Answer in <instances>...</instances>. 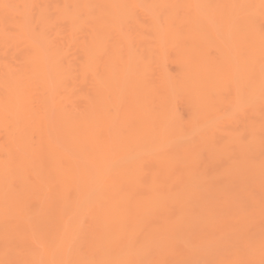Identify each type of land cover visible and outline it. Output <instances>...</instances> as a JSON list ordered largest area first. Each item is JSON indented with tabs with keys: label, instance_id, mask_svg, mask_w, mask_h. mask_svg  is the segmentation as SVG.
<instances>
[{
	"label": "bare ground",
	"instance_id": "1",
	"mask_svg": "<svg viewBox=\"0 0 264 264\" xmlns=\"http://www.w3.org/2000/svg\"><path fill=\"white\" fill-rule=\"evenodd\" d=\"M32 12H34V14ZM137 13L138 15L140 14L139 16H145L146 19L143 20V16L142 18H139ZM263 22L264 0H0V57L2 59L4 58L3 60L0 58V134L3 133V142L0 143V252L3 253L4 251H7L10 254V252L12 253V251H15L16 247H18L16 246L18 239L22 238L23 235H29L31 231H34L35 228H37L36 226H38L37 229L40 231L38 232L40 233L39 235L42 234L40 237H43V235H45V237L46 235H52V238L50 237V239H53V237H55L54 235L60 233L61 231L62 234L74 231L72 233L73 235L71 234L74 237V233L76 234L78 225L80 224L77 222V217L80 214H78L79 209L73 207V203L76 200L78 201V204L80 203V206L78 208L81 207L82 203L85 204L84 207H87V205H89L87 211H89V209L94 206V208H92L93 210L91 209L92 212L89 215L85 213H83V215L85 216L84 218H86V215H91L90 218L92 220H90L92 222V226L91 229H89L90 227H87L89 229L87 233L89 232L90 236H92L91 238L94 237L95 241L97 242L96 243L92 241L93 244H97L95 245L94 249L98 246L100 250V246H102L103 243L104 246L106 242H102V237H104V240H108L106 237L111 233L112 237L108 236V238H113L115 235L119 236L124 234L125 225L123 223L126 220L129 221V219H126L127 208L130 210V207L132 208L133 206L137 211H139V215V209H142L144 207L143 210L150 211H146L147 214H152L154 217L150 215L152 216L150 218H156V223H158L160 221L161 215L159 214L160 218L157 219L158 216L152 213V209L153 212L156 210L161 214L164 211L165 216L167 215L165 214V210H167V208L162 210L163 207L167 205L169 207V204L171 206L174 201L179 202L180 199H182L183 201L181 195L184 194V196H186L185 194L187 192H190V194H187V196H191V194H194L193 189H195V187L191 186V188L190 185L191 183H193L192 185L194 186L199 184V180L196 178L195 174H198L199 176L202 175V177H200L202 179L205 178L202 174L204 173V168L201 169L202 173L199 172L201 168V166H199V160L201 159L202 161V157H199L202 156V153L205 152V150L209 151L210 147L205 144L202 145L201 142L200 145L197 144L198 146L196 145L194 149L192 148V150H194L193 152H195L197 148L199 149L197 152H201V155L197 156L198 159L197 157L194 158V153V156H188L189 153L186 151V147H181L183 146L182 144H184L183 142H185L186 144L185 140H187V138H184L185 140L183 141L182 135H180L182 133H179V131L181 130L180 128H182V122H180L182 119H178L180 123H177V120L175 122L176 118L174 119V116H176V113L174 111L176 110L173 109L174 107H172L173 110H171L170 106V104L172 105L173 103V99H170V102L168 97L172 96V92L174 95L179 92L180 95L182 92L187 97L186 98L184 96V100L190 102H188L190 106L189 104L186 105L190 107V110L192 109V112L195 107L194 103H196V95L203 94V96L209 99L212 98L208 97L209 95L213 96L211 95L212 93H210L209 90L210 88H212L213 90L214 85L218 84V82L213 80L214 78H211V74H214L213 68L215 69L216 66L218 67V69L215 72L216 74L218 72V74H214L213 77H218L220 66L214 64V60L217 57H215V59L213 60L214 57L211 56V51H214L215 54L217 53L218 56H222V59L223 57H225L226 60L224 59V63L228 60L226 58V55H228V53L229 55H231L230 52L233 53L236 51L237 53L235 52V55L237 54L238 58L250 62H246L247 65L245 64V67L243 66L245 62H242L243 64L241 63L242 60L237 64H242L243 72H246V75L248 73H251L252 76H254V74L256 73L260 74V72L257 71H259V69L263 68L264 66V30L261 28V26L264 25ZM219 31L223 35L219 33ZM131 33H134L135 36L134 34L131 35ZM54 38L60 41H53ZM55 42L56 44H54ZM229 42L232 43V45L234 44V46H232ZM223 43L225 44V46H223ZM151 45H154L155 48L158 47L156 49L157 52H155L156 54L153 53L154 49L152 50ZM229 45L232 46V49L230 48L231 46L229 47ZM224 47L231 50H229L228 52L226 49H224ZM21 48H23V51L21 54H19V63L17 62V60H15V54L12 55V59L14 58L16 63L19 64L18 66H21L20 69L18 68V70L20 71H17L18 73L14 71V73L9 70V68H11V64L9 65V68L7 67L8 65L6 66L5 64L6 62L8 63L9 60H7L6 62L4 60L8 58L11 59L10 51L12 53H16L18 49ZM164 49H168L172 52V60L178 67V73L176 75V78L174 79L170 77L169 74L163 69L164 66L162 61L166 57H163L164 52H162V50ZM69 51L71 54L69 53ZM229 55L227 57H230ZM235 55H233V57ZM6 56L8 58H6ZM259 60H261L263 64H259L261 62H259ZM255 62H257V65L259 64V67H256L257 65ZM151 63H157L160 66V71H158V73H160V82L156 83V85L158 86L160 84L158 88H161V90L164 89L162 90L163 92L161 90H157L158 88H155L156 85L153 86V84H151L153 82L151 78L152 76H154V73L151 74V78L150 76H148L151 72ZM230 64L231 63H229V65ZM226 66L223 67L222 65V69H224ZM230 68H232L231 65ZM256 68H258V70L253 73ZM226 69L229 68L226 67ZM242 69L239 68V71L241 70L240 76L242 75ZM227 71L228 70H226V72ZM155 75L158 76L157 74ZM224 75L225 74H223V76ZM251 75L248 74L244 77L246 78ZM257 75L255 76L257 77ZM207 76H209V79L211 80H209ZM147 77L150 78V80L152 81L151 83H147ZM220 77H222V75ZM259 77L261 78V76L258 75L257 79L254 78L255 80L251 77V80H254V83H256V81L260 79ZM249 78L246 79H248L249 81ZM212 80L217 83H211L210 81ZM33 82L38 84V89H40L38 93L40 97H38L37 95V97L39 98L38 100H40L37 101V104L40 103V105L38 104L39 107H36L34 105L36 101H33V103L29 95V87ZM226 82L223 83V89L224 87H226L225 85H227ZM249 83L251 84L250 87L253 86L254 88V86H256V84H253L250 81ZM211 84L213 85V87H210ZM259 84H262V82L260 81ZM219 86L221 87V85H216L217 89H215L214 87L216 93H220V91H222L218 89ZM175 89H179V91L177 92L175 91ZM198 89H200L199 94H197ZM168 90L170 92V96H168ZM248 91L251 93L253 90L250 88V90ZM254 91H256V89H254ZM158 92L161 95H159ZM207 92L210 94L206 96L205 94H207ZM53 94H57L56 97L59 99L53 96ZM174 95L170 98H173ZM52 97L54 99L56 98V100H54ZM161 98L168 99L166 101V103H168L166 104L161 100ZM204 99H201L200 97L199 100L201 101V104L198 103L200 104L199 107H202L201 105ZM209 99L205 101L210 103L211 100ZM181 102L182 101H180V103ZM209 103H207L208 106ZM207 104L206 107H208ZM195 105H197V103ZM51 108L54 109L53 117L50 115ZM196 108L201 109L198 108L197 105L194 112H196ZM215 108L216 107H214V110L216 111ZM48 109L50 111V114ZM120 109L123 112L120 113ZM116 112L119 113L117 118L115 117V115L117 116ZM192 112H189V115L190 113L193 114ZM113 113H115V115ZM193 116L194 115H192V119H194ZM51 118H53L54 121ZM114 119L115 121L119 119V123L118 121H116L117 124H115L116 122L114 121ZM192 119H190L191 127H189V129H191L193 126ZM120 121H123L125 124ZM113 122L115 125L113 124ZM121 123H123L124 125L129 124L127 126L130 127H126V129L124 125L123 127L121 126ZM118 124H121L119 126V128L121 127L120 130L122 131V129H124L125 132H120V130L117 128ZM177 125L181 127L179 128L177 127ZM116 128L118 129V132L122 133L123 136H126V142L123 140L120 141V137L115 135V133L112 134L110 132L111 130L112 132H115ZM254 128H256V126ZM256 129L259 130L258 128ZM183 130L186 131L187 136L189 135L190 137L191 134H189L186 129ZM191 130L193 135V129ZM168 131H170L172 136L167 134L169 133ZM248 132L250 137V133L252 134L253 130L251 132ZM253 135L255 136V134H252L251 136L253 137ZM149 136L153 137L155 143L159 141L158 144H160L162 142L164 144L163 146L165 147L168 146V143L170 144L169 146H173L172 144L174 143V141L170 138L174 139V136H181L180 141L182 142V144L180 146L177 143L178 146H173V149L169 147L171 150H169V148L166 150L165 148L163 150L160 149V151L157 153L158 155L156 153L155 155L154 153L152 154L154 149H151V155H149L150 152L148 150L152 146V144L149 143L150 140H148ZM165 136L166 138H168L166 139L168 143L164 140ZM194 136L192 139L195 138ZM202 136L203 134L201 135V137ZM116 138H119L120 142H116L118 140H116ZM255 138L257 139L256 136ZM111 139L112 141H114L113 143H111ZM163 140L165 141V143L163 142ZM196 140L197 138L194 139L193 142L196 143ZM228 140L230 141L232 139ZM228 140H225L227 144L229 143ZM121 142H123V144ZM188 142L191 143L190 141ZM110 143L112 145L115 143V146H119L120 144L122 151L120 149H117L118 153H116L114 152L116 148H113L114 154H111L112 151L110 150L112 149V146ZM185 144L184 146H186ZM188 145L191 146L190 144ZM240 145L241 144L237 145L238 148L235 149H239ZM122 146L124 147V150L127 149L126 146L130 148V150L128 149V151L125 150L123 152ZM201 146L208 147H206L207 149L203 150L201 149ZM244 146L246 147L245 143ZM133 147L134 154L132 152ZM148 147L150 148L148 149ZM135 150H138V153ZM144 150L146 153L145 156H147V158L150 157L149 159L153 161L152 165L148 164L151 160H149L147 163L149 166H146V161L141 162L145 157L143 159L135 157V152L137 156L139 153H141V155L143 156ZM156 150L158 151L159 148H155V151ZM213 150H215V147H212V151ZM120 151L123 152V154H121ZM162 151L165 153H163ZM208 151L207 154L209 155L210 152H212L211 148L210 151ZM125 152L126 157L124 155ZM130 152L136 159L130 160V158L132 157L129 156H133ZM215 152H213V154H215ZM235 152H238V150ZM244 152L245 151H243L242 153ZM223 153H225V151ZM254 153L256 154V152ZM118 154L122 155V158L125 157L126 160H129L131 162H125L126 164L124 163V165H120L121 162L117 164L118 162H116L114 158L117 156L119 157ZM225 155H227L228 157V154ZM127 156L129 157L128 159ZM182 157H185V159H183ZM187 159H189L190 162L189 160L187 162ZM196 160L199 164L195 162ZM242 160L243 159H241L239 162L237 161V163H239H236L237 165H235L234 163L235 167L239 165L241 169L236 168L237 171H232L231 174L235 173L237 175L238 172L239 174H241L240 176H242L250 171V175L253 176L254 172L258 171V175L264 176L262 174V171L264 173V167L261 168V166H263L261 164H264V158L263 161H260L261 163H256V161H254L257 166L258 164H260V168L258 167L259 169H256L254 171L250 169L251 164L252 167L256 168L253 164V160H251L250 162L248 160V157L247 159H244L243 161ZM134 161L137 163H135ZM193 162L194 164H192ZM245 162L248 163L247 165L245 164V167L242 170L243 165L241 163L244 164ZM187 163H189V165H187ZM178 164H180L181 167H183L182 164H185L184 167L187 165L189 171L187 170V167L185 168L186 170L183 167L184 171H182L183 169L178 166ZM190 165H194L191 170L189 167ZM195 166H198L199 169ZM246 167L249 169L248 171H245ZM260 169L263 170L261 171ZM195 170L196 173L194 172ZM239 170L242 172L240 173ZM259 170L261 172L260 174ZM179 171H182L183 173L181 172L180 175ZM204 171L206 172L207 170ZM182 174L185 179H183ZM188 174H190V176ZM227 175L229 174L227 173ZM178 177L180 178L179 180ZM256 177L260 178V176ZM170 178H174L173 180L176 179L178 180L176 182L180 181V183L183 180L185 184L181 185H183V189L186 191H184L182 189V186H180L181 191L176 187L178 190L176 189V191H174V188V190L170 193V186L169 192L167 188V194H171L166 195L168 197L163 195L162 192H157L159 190L164 191V185L168 183H171L170 185L173 184ZM186 179L187 181H189L188 183H190V185L187 183V187L185 186L187 182ZM192 179L198 180V183ZM206 180L209 179L207 178ZM166 181H168V183ZM252 182L253 181H251V183ZM15 183L18 185V188L20 190L18 191V194L14 193ZM180 183L178 184L180 185ZM162 188L163 190H161ZM195 191H198V186H196ZM178 193L180 195H178ZM44 194L50 196L52 200L54 199V203H52L50 201L51 199L46 195V200L48 201L49 199L50 201H48L49 206L52 203L51 205L55 204L57 208H52V206L50 208L49 206H47L48 208H45L46 206L44 208H41V205L39 204L40 202L41 204L43 203V205L45 203L46 205L48 204L46 200L43 201V199H45L43 197L45 196ZM29 196H34L33 199L35 200L42 196V198H39V202L36 200V202H38L37 204H39L38 206H40L36 207L37 209L35 208L38 211V213L36 214L35 212L37 211H35V209L30 206H34V200L29 198ZM195 196H197V198L199 197L198 195ZM26 198L31 199V201L33 200V202L28 205L29 203L26 202ZM70 198H72V200L76 198L74 199L75 201H73L72 204V200ZM40 199L42 201H40ZM69 199L71 201H69ZM24 203H26V206L28 205L31 207H26L27 209L30 208L31 211L29 209L26 210V208L24 209ZM56 203L58 204V206ZM63 204H70L73 208H70L69 205L68 211L66 209L67 206L65 208V205L63 206ZM143 204L147 206H141ZM185 204L186 201L184 200V207H187V205ZM174 205H176V203ZM12 207H14V209ZM60 207H64L66 210L64 209V211ZM181 207L183 208V210H181L180 208L178 209L184 211V207ZM38 208H40L41 210L43 209V211H40V209ZM135 209H133V211ZM32 210H34V213H32ZM136 210L134 211L135 213L137 212ZM25 211H30L29 214L31 215V217H27L29 215H26V217L30 219V221L34 220V223L37 222L36 224L38 225L34 223L32 224L31 222H29V220H26L27 222L23 220L27 219L23 218L25 214H27ZM171 212H174L173 214H175V211H170V213ZM144 214L145 217L149 215H146V213ZM144 214L142 213V215H140L142 216V218L136 216L134 217L133 214H131L133 216L132 219L136 218L134 222L138 221L137 223H135L139 227L135 226V223L132 222L131 223L134 225V227L130 225L128 226H130V228H135L132 230H136V232H138V229L141 227L140 224H142L144 221ZM191 214L193 216H196L197 211L196 214H193L192 212ZM192 215L187 216V218H192ZM20 217L21 220L19 219ZM32 217H35V219H32ZM174 217L172 218L174 221L170 220L171 217H169L170 223L168 224L159 222L161 224H164L165 226L167 225L166 227L168 229L163 225L161 226V228H159V224L157 228L153 229V225H155V223H153L152 227L151 225H149L148 229L152 228L153 230L151 234L152 237L154 235L157 236V232L158 234L162 235L163 233L165 234L169 232V235L165 234V236L167 237L172 236V234H175L177 236L180 229H182H179V226H181L182 224H184L183 226H186L187 223L184 222V220H182L184 223L180 222V218L177 221L176 216ZM200 217L201 215L199 216V218ZM128 218H130L131 220V216L129 217L128 215ZM194 218L189 219L188 224H195ZM138 219H142L143 221H140V223ZM164 219H166V216L164 217ZM88 221L89 220H87V223ZM21 222L25 224L22 226ZM144 222H146V220ZM165 222H168V220H166ZM178 222L182 224L180 225ZM128 223L130 222H127V224ZM176 223L178 224L176 225ZM26 224L30 226L27 228ZM175 225L176 228L178 227V229L176 230L174 229ZM34 226L35 228H33ZM40 227L41 230L39 229ZM136 227H138V229ZM190 227L188 228L190 229ZM162 228H166L167 230L164 232L165 229L163 230ZM169 228H173V233L172 229ZM158 229H161L160 231L163 230V232L159 233ZM81 230L82 228L79 230L80 233L83 231ZM139 230H142V227ZM154 230H157L156 234L154 233ZM85 231L82 233H86ZM145 231L143 229L144 233ZM27 232L28 234H26ZM143 232L141 234L142 238L150 234L149 231L148 234L146 231V235ZM68 233L66 234L68 235ZM70 233L67 237H71ZM130 234L131 232L129 234H126L127 243H131L132 241H134L133 236H131L133 237L132 239L130 236H128ZM37 237H39L38 234ZM128 238L130 240H128ZM26 239H28V237ZM115 239L116 238H114V240ZM31 241L32 240H30V242ZM54 241L55 240L53 239L47 242V247H50L49 243H52L54 245ZM109 241H112V239H109ZM44 242L45 240L43 241V243ZM23 246L24 245L18 248H22L21 251L25 252V250H23L25 249L23 248ZM54 248L56 249L57 247L54 246ZM47 249L48 251L51 250H49V248ZM47 249H45V251H47ZM52 254L53 253H50V255ZM56 254L54 253V255ZM5 255L7 254L4 253V256ZM12 255L14 254L12 253ZM21 255L22 254L18 256ZM93 255H95V253ZM52 256H47V258H52Z\"/></svg>",
	"mask_w": 264,
	"mask_h": 264
},
{
	"label": "rangeland",
	"instance_id": "2",
	"mask_svg": "<svg viewBox=\"0 0 264 264\" xmlns=\"http://www.w3.org/2000/svg\"><path fill=\"white\" fill-rule=\"evenodd\" d=\"M139 11V10H138ZM33 14H34V12H32ZM138 13H141V12H138ZM138 13H137V15H138ZM140 15V14H139ZM138 15V17L140 18H142V16L143 15H141V16H139ZM32 16V15H31ZM144 18H143V20L144 19H146L145 18V16H143ZM264 23V22H263ZM261 25H262V22H261ZM35 28V27H34ZM261 28L264 30V25L263 26H261ZM36 29V28H35ZM34 31H36V30H34ZM219 33H221L220 31H219ZM218 33V34H219ZM134 33H131V35H133ZM222 34V33H221ZM220 35V34H219ZM223 35V34H222ZM134 36H135V34H134ZM133 36V37H134ZM221 36V35H220ZM228 37V36H227ZM229 38V37H228ZM223 39V38H222ZM230 39V38H229ZM133 40H134V38H133ZM227 40V39H226ZM53 41H58V39L56 40L55 38L53 39ZM60 41V40H59ZM58 41V42H59ZM135 43V42H134ZM133 43V44H134ZM226 43V42H225ZM230 43V42H229ZM54 44H56V42L54 43ZM228 44V43H227ZM231 45H232V43H230ZM135 45V44H134ZM231 45H229V47L231 46ZM223 46H225V44L223 43ZM228 46V45H227ZM232 46H234V44L232 45ZM232 46L230 47L231 49H232ZM134 47V46H133ZM151 48H152V50L154 49V52L153 53H155V52H157V48L158 47H156L155 48V46L154 45H151ZM22 49V50H21ZM21 49H18V51L16 52V53H12L10 50V53H11V59H9L7 56H6V58H8V59H6V60H4L5 62L7 61V60H9L8 61V63L6 62H4L5 64H6V66L9 68L10 66H11V68H9V70H11L12 72H17V71H20V70H18V68L20 69V67L21 66H18L19 64V61H18V58H19V54H21L22 53V51H23V48H21ZM224 49H226L228 52H229V50H231V49H229V48H226V47H224ZM235 50V49H234ZM8 51V52H9ZM159 51V50H158ZM162 52H164L163 53V57H165V59H163V61H162V63H163V69L169 74V76L170 77H172L173 79L174 78H176V75H177V73H178V67L176 66V64H175V62L172 60V58H173V54H172V52L170 51V50H168V49H164V50H162ZM226 52V51H225ZM232 52H233V50H232ZM236 52V51H235ZM235 52H233V53H231L230 52V54L232 55V57H231V55H229V53H228V55L230 56V57H227L228 55H226V58L228 59L227 61H228V64H227V61H225V63H224V59H225V57H223V59L221 58L222 56H218L217 55V53L215 54L214 53V51L212 52H210V53H214L213 55L211 54V56L212 57H214L213 58V60L215 59V57H217L215 60H214V64H217V65H219L220 67H219V76L217 77V76H215V77H213L214 76V74L215 75H217L218 74V72H217V74H216V72L215 71H217V69H218V67H216L215 66V69L213 68V70H214V74H211V78L213 79V80H215V81H217L218 82V84H216L217 82H214L213 80L212 81H210L211 83H213V84H216L217 86L218 85H221V87L219 86L218 87V89H220V90H222V91H220V93L218 92V93H216V90L215 89H217V87H216V85H214V87H215V89H214V87H213V85L211 84V86L210 87H213V90H212V88H210V90H209V92L210 93H212L211 95H213V96H210L209 94L210 93H208L207 92V94H205L206 96L207 95H209L208 97H212L211 99H209V98H207V97H205V96H203V94L202 95H200L199 93V90L200 89H198L197 90V94H199V95H196V97L198 98V100L200 99V97H201V99H204V101L205 100H207V99H209V100H211L210 101V103L209 102H207V101H203L202 102V107H199L200 106V100L198 101L197 100V98H196V103H197V105H198V108H201V109H197L196 108V112H194V110H195V107L197 106V105H195L196 103H194V110H193V112L190 110V102L188 103L186 100H184L185 99V97H186V95H184L182 92H181V94L179 95V93H177V94H173V90L171 91L172 92V96L174 95V97L173 98H170V97H172V96H170V92H169V90L170 89H172V88H170L169 90H168V92H169V95L168 96H170V97H168V99H169V101L171 102V100L170 99H173V103H174V100H175V105L172 103V105L170 104V106H171V110H173V109H175L176 111H174L175 113H176V116H174V119H175V122H176V120H177V123L179 122V120L178 119H182L180 122H182L181 123V126H182V128H180L179 127V125H177V127H179L181 130V132L179 131V133H182V134H180V135H182V138H183V141L187 138V140L188 141H190L191 143H189L187 140H185L186 141V144H185V142H183L186 146H184V144H182V142L180 141L181 139H180V137H178V136H174V139L173 138H170V139H172L173 141H174V143L172 144L173 146H178V145H180L181 146V144L183 145V146H181V147H183V148H185L186 147V151L189 153L188 154V156H190V157H192V155H193V153L195 154V156H194V158H196L197 156H200L201 154V152H197L199 149L197 148V150L195 151V152H193L194 150H192V148L194 149L195 147H196V145L198 144V145H200V143L202 142V145L203 144H205V145H208L210 148H211V151H212V147H215V150H213L212 152H210V154L208 155L207 154V151L205 150V149H207L206 147H208V146H206V147H204V146H201V149H203V150H205V152H203L202 153V156H200L199 158H201L202 157V161H201V159L199 160V163H198V161L196 160L195 162H197L198 164H199V166H201V168H200V171L199 172H201V169L202 168H204V170H207L206 172L203 170V172L204 173H202L203 174V176L205 177V178H200V177H202V175H198V174H195L196 175V178L199 180V184L198 185H196L198 182V180H195V179H192V180H194V181H196L197 183L195 184L196 186H198V191H195V189H196V186H194V185H192L193 183H191V185H190V183H188L189 181H187V179H186V187H187V183L190 185V187L192 186V187H195V189H193L194 190V194H191V196H187V194H190V192H187L185 195L186 196H184V194L183 195H181V198H183V201H182V199H180L181 200V202H180V200H179V202H175L174 201V203L173 204H171V206H170V204H169V207H168V205L167 206H165V207H163V209L162 210H164L165 208H167V210L169 211V213H168V211L167 210H165V214H167V215H165L166 216V219H164V211L162 212V214L160 213V212H158V211H154L153 212V209L151 210L152 211V213H154V214H156V216H158L157 217V219L158 218H160L159 217V214L161 215V218H160V221L159 222H163V223H165V224H168V223H170V220H172V221H174L172 218L174 217V216H176V220L178 221V219L179 220H181L180 222H182V223H184V222H186L187 224H188V220L189 219H193L194 217V222H195V224H188V227H190V229L187 227V224H186V226H183L184 224H182V223H179L181 226H179V229L180 228H182V229H180V231H182V232H180L179 230V233H181V234H179L178 233V235L176 236L175 234H172L173 233V228H169V229H172V236H165V234L167 235L168 233H163V235L162 234H158V232H157V236H153L152 237V228H150L151 229V232H150V229H148L149 228V225H151V227H152V225H153V223H155V225H153L154 227H153V229L154 228H157V226H158V224H159V228H161V226L163 225L164 227H166L164 224H161V223H159L158 221V223H156V218H150V217H152L153 215L152 214H147V212L146 211H148V210H146V211H144L143 209H144V207L142 208V209H139L140 210V213H139V215H138V212L139 211H137L133 206H132V208L130 207V210L127 208L126 210H127V218L126 219H129V221H127L126 219V221L123 223L125 226V232H124V234L123 235H115L114 233V237L113 238H108V236H111L112 237V233L110 234V233H108V234H110V235H107V239L108 240H104V237H102L103 239H101L102 240V242L104 241H106L105 242V245L103 246V244H102V246H100V250H99V248H98V246H97V248H95L94 249V247H95V245H97V244H93V242L92 241H94V242H96L95 241V238L93 237V238H91L92 236H90V234H89V232L87 233V231L89 230V229H91V224H92V222H91V215L90 216H87V215H89L91 212H92V208H94V206H92L90 209H89V211H87V208H89V205H87V207H86V209H85V207H84V205L85 204H83L82 203V205H81V207L80 208H78L79 206H80V203L78 204V201H77V204H76V201L74 200V199H76V198H74L73 200H72V198H70L71 200H72V202H71V204L73 203V201H75L74 203H73V207H76L77 209H79V212H78V214H79V216L77 217V222L78 223H80L79 225L78 224H76V225H78V229H77V227H76V229H77V232H76V234L74 233V237L72 236L73 234V232L74 231H70L69 233H70V236L71 237H67V236H69V233L68 232H66V233H68V235L65 233V234H62V231L60 232V233H57V234H55L54 236L55 237H53V239L55 240L53 243H54V245L52 244V243H49V246L50 247H47L48 245V243L47 242H49L50 240H53V239H50V237L52 238V235H46V237H45V235H43V237H40L41 235H39L40 233H38V232H40L37 228H38V226H36V225H38V224H36L37 222H35L34 223V220L33 221H30V219H28L27 217H31V215L29 214L30 213V206H32V208L33 209H35L36 207H40V206H38L39 204L41 205V208L43 207H45V208H48L47 206H49V202L51 201L52 203H54L53 201H54V199L52 200L51 199V197L50 196H48L47 194H44L45 196H43L44 198L46 197V195L51 199L50 201H49V199H48V201L46 200V198L45 199H43V201H45L46 200V202H48V204L46 205V203L43 205V203L41 204V202L39 203V204H37L39 201V198H42V196L41 197H39V198H37V197H35V198H37L36 200L38 201V202H36V200L35 199H33V197H31V196H29V198H31V199H33L34 200V206L33 205H30V203L31 202H33V200L31 201V199H29V198H26V202L27 203H29L28 205H30V206H26V203H24L25 205V207H24V209L26 208V207H30V208H28L30 211L28 212V211H25L27 214H25V216L23 217V218H27V219H23V220H29V222H31L32 224L34 223V224H36L35 226L37 227V228H35V226L33 227V228H35V230L34 231H31L32 232V234H31V232L29 233V235H27V236H24L23 235V237H25V238H20V239H18V241H17V243H16V246H18V247H22V245H24L23 246V248H25V249H23V250H25V252L24 251H21V249L22 248H18V247H16V249H15V251H12V253L14 254V255H12V253L10 252V254L7 252V251H4L3 253H1L0 252V264H50V263H52V264H107V262H108V264H264V176H262V175H258V171H255L254 172V175L253 176H251L250 174H251V172L250 171H248L249 169L246 167L245 168V171H248L247 173H243L244 175H242V176H240L241 174H239L238 172H237V175L235 174V173H233V174H231V172L233 171V172H236L237 171V169L236 168H240L241 169V167L238 165V166H236L235 167V165H237V164H239V163H237V161L239 162L241 159H247V157H248V160L251 162V160H253V164L255 165V167L256 168H254V167H252L251 165H250V169L252 170V171H254V170H256V169H259L260 168V164H258V166H257V164L256 163H261L260 161H263V158H264V66H263V68H260L259 69V71H257L258 70V68H256L254 71H253V73L255 72V71H257V72H260V74H262V75H260V74H258V73H256V74H254V76H252L251 75V73H248L249 75H251V76H248V77H246V78H249L250 80V82L251 83H253V84H256V86H254V88H253V86H251L250 87V83H249V81H248V79H246L244 76H247L246 75V72H243V69H242V62H245L244 63V67L247 65L246 64V60L244 61V59L242 60L241 58H238L237 57V54L235 55ZM69 53H70V51H69ZM237 53V52H236ZM13 54H15V60H17V62L18 63H16V61L14 60V58L12 59V55ZM68 54V53H67ZM71 54V53H70ZM156 54V53H155ZM6 55V54H5ZM5 55H4V57H5ZM9 55V54H8ZM215 55V56H214ZM233 55H235L234 57H233ZM220 57V58H219ZM1 58V57H0ZM233 58V59H232ZM243 58V57H242ZM2 59V58H1ZM4 59V58H3ZM2 59V60H3ZM11 60V61H10ZM13 60H14V62H13ZM223 60V61H222ZM226 60V59H225ZM242 60V61H241ZM153 61V60H152ZM241 61V65L239 64V65H237L239 62ZM261 60H259V62H260ZM167 62V63H166ZM233 62V63H232ZM235 62V63H234ZM154 63V62H153ZM153 63H151L150 64V74L148 75V76H150V78H151V74H153L154 76H152V81L150 80V78H148L147 80H148V82L147 83H151V84H153V86L154 85H156V83H158V82H160V76H159V74L160 73H158V71H160V66H159V64H157V63H155V64H153ZM161 63V64H162ZM222 63H224V64H226V65H224V64H222ZM229 63H231L230 65H231V67L232 68H230V65H229ZM247 63H250L249 61L247 62ZM256 63V65H257V62H255ZM262 63V61L259 63V64H261ZM11 64V65H10ZM166 64V65H165ZM246 64V65H245ZM258 64V65H259ZM263 64V63H262ZM10 65V66H9ZM222 65H223V67L224 66H226L227 68H229V69H226V67L224 68V69H222L223 67H222ZM249 65V64H248ZM256 66V67H259V66ZM264 65V64H263ZM154 66V67H153ZM235 66V67H234ZM240 66V67H239ZM157 67V68H156ZM262 67V66H261ZM239 68L240 69H242V72L245 74H243L242 72H241V74L243 75H241L242 77H244V78H242L241 76H240V71H239ZM158 69V70H157ZM263 69V70H262ZM157 70V71H156ZM226 70H228L227 72H226ZM154 71V72H153ZM14 72V73H15ZM211 72H213V71H211ZM224 72V73H223ZM226 72V73H225ZM248 72V71H247ZM250 72H251V70H250ZM18 73V72H17ZM221 73V74H220ZM236 73V74H235ZM155 74H157L158 76H156ZM223 74H227L226 76L224 75L223 76ZM259 76H261V78L258 80V81H256V83H254L255 81V79L254 78H256L257 79V77H258V75ZM222 75V77H220ZM238 75V76H237ZM255 75H257V77L255 76ZM232 76V77H231ZM231 77V78H230ZM254 79V80H251L252 78ZM207 78L209 79V76H207ZM227 78V79H226ZM234 78V79H233ZM230 79V80H229ZM247 81H246V80ZM200 80V79H199ZM209 80H211V79H209ZM244 80V81H243ZM227 81V82H226ZM260 81L262 82V84H259L260 83ZM209 82V83H210ZM220 82V83H219ZM226 82V84L227 85H225L226 87H224V89L222 88V86H223V83H225ZM238 82V83H237ZM259 82V83H258ZM258 83V84H257ZM246 84V85H245ZM160 85V84H159ZM158 85V86H159ZM242 85H244V86H242ZM37 86V87H36ZM157 86V85H156ZM155 86V88L157 89L158 88V86L156 87ZM231 86H232V88H231ZM259 86H261V87H259ZM249 87V88H248ZM256 87V88H255ZM257 87H258V90H257ZM38 89V84H36L35 82H33L31 85H30V87H29V89H30V97H31V100H32V102L34 101H36L35 102V106L37 107H39V105H40V103H38L37 104V101H40V100H38L39 98L38 97H40V95L38 94L39 93V91H40V89ZM250 88L253 90L251 93L248 91V90H250ZM254 89H256V91H254ZM157 90H161V88L159 89H157ZM162 90H164V89H162ZM161 90V91H162ZM181 90V89H180ZM226 90H227V92H226ZM260 90V91H259ZM37 91V92H36ZM160 91V92H161ZM166 91V90H165ZM164 91V92H165ZM175 91H179V89H175ZM185 91V90H184ZM218 91V90H217ZM163 92V91H162ZM161 92V93H162ZM202 92V91H201ZM215 92V93H214ZM226 92V93H225ZM259 92V93H258ZM175 93V92H174ZM254 93V94H253ZM261 93V94H260ZM158 94L159 95H161L159 92H158ZM259 94V95H258ZM37 95H38V97H37ZM57 95V94H56ZM56 95L55 94H53V96H55L56 97ZM166 95V94H165ZM165 95H163V96H165ZM216 95V96H215ZM218 95V96H217ZM239 95V96H238ZM258 95V96H257ZM59 96V95H58ZM162 96V97H163ZM185 96V97H184ZM204 98H203V97ZM244 96V97H243ZM255 96H257V97H255ZM32 97H33V99H32ZM37 97V98H36ZM176 97V98H175ZM246 97V98H245ZM53 98V97H52ZM57 98V97H56ZM56 98L54 99V100H56ZM175 98V99H174ZM179 98V99H178ZM183 98V99H182ZM187 98V97H186ZM207 98V99H206ZM57 99H59V98H57ZM168 99H166V98H161V100L162 101H164L165 103H166V101L168 100ZM179 100V101H178ZM208 100V101H209ZM251 100V101H250ZM61 101V100H60ZM158 101V100H157ZM180 101H182L181 103H180ZM216 101V102H215ZM33 102V103H34ZM179 102V103H178ZM187 102V103H186ZM209 103V106H208V104L207 103ZM214 102V103H213ZM56 103V102H55ZM168 103V102H167ZM166 103V104H167ZM198 103H200V104H198ZM207 104V106L208 107H206V104ZM255 105H254V104ZM182 104V105H181ZM189 104V106H187V105ZM205 104V105H204ZM162 105V104H161ZM169 105V104H168ZM212 105V106H211ZM172 107H174L173 109H172ZM178 107V108H177ZM203 107H204V109H203ZM214 107H216L215 109H216V111L214 110ZM53 108H54V106H53ZM53 108H51V114H50V111H49V109H48V111H49V114L53 117L54 116V113H53ZM192 108V107H191ZM121 110V109H120ZM189 110V111H188ZM198 110V111H197ZM47 111V112H48ZM112 111V110H111ZM178 111V112H177ZM113 112V111H112ZM115 112V111H114ZM121 112H123L122 110L120 111V113ZM173 112V111H172ZM173 112V113H174ZM189 112H192L193 114H191L190 113V115H189ZM200 112V113H199ZM208 112H209V114H208ZM117 113V112H116ZM196 115H195V114ZM255 113V114H254ZM114 115H115V113H113ZM118 114L119 113H117V116L115 115V117L117 118L118 117ZM192 115H194L193 116V118L194 119H192ZM216 115V116H215ZM191 116V117H190ZM114 117V118H115ZM177 117H179V118H177ZM196 117V118H195ZM115 118V119H116ZM121 118V117H120ZM119 118V119H120ZM184 118V119H183ZM52 120H53V118H51ZM115 119H114V121H115ZM119 119L118 120H116V121H118V123H119ZM190 119H192V128L191 129H193V135H192V130L191 129H189V127H191V125H190ZM197 119V120H196ZM51 120V121H52ZM121 120V119H120ZM123 120V119H122ZM187 120V121H186ZM54 121V120H53ZM52 121V122H53ZM115 121V122H116ZM120 122H123V121H120ZM126 122V121H125ZM179 122V123H180ZM184 122V123H183ZM195 122V123H194ZM124 123V122H123ZM123 123H121V124H118L117 125V128L120 130L121 129V127L119 128V126L121 125L122 127H123V125L125 124H123ZM196 123H199V124H196ZM113 124H114V122H113ZM115 124H117V122L115 123ZM114 124V125H115ZM196 124V125H195ZM203 124V125H202ZM222 125V126H220V125ZM241 124V125H240ZM254 124V125H253ZM127 125H129V124H127ZM127 125H124L125 126V128L127 127H130V126H127ZM231 125V126H230ZM215 126V127H214ZM226 126V127H225ZM229 126V127H228ZM256 126V128H258L259 130H257L256 128H254ZM258 126V127H257ZM113 127V126H112ZM116 127V126H115ZM184 127V128H183ZM198 129H197V128ZM200 127V128H199ZM240 127V128H239ZM246 127V128H245ZM248 127V128H247ZM116 128V131L115 132H112V130L110 131L112 134H114L115 133V135H117L118 137H120V141L121 140H123V141H125V139H126V136L124 135L123 136V132H125L124 131V129H122V131L120 130V132H122V133H120V132H118V129ZM126 128V129H127ZM238 128V129H237ZM183 129H186L187 131H188V133L189 134H191L190 135V137H189V135L187 136V132L186 131H184ZM196 129V130H195ZM219 129V130H218ZM249 129H251V130H249ZM129 130V129H128ZM179 130V129H178ZM207 130V131H206ZM252 131L253 130V132H255V133H253L252 132V134H255V136L257 137V139L255 138V136L253 135V137L251 136L252 134L250 133V137H249V132L248 131ZM127 131V130H126ZM257 131V132H256ZM169 133H167V134H169V135H171V133H170V131H168ZM172 132V131H171ZM186 132V133H185ZM212 132V133H211ZM224 132V133H223ZM2 133V132H1ZM128 133V132H127ZM127 133H126V135H127ZM203 134V136L201 137V135ZM221 133V134H220ZM3 134V133H2ZM2 134H0V143L1 142H3V136H2ZM186 134V135H185ZM201 134V135H200ZM218 134V135H217ZM223 134V135H222ZM236 134V135H235ZM259 134V135H258ZM114 135V136H115ZM195 135V136H194ZM200 135V136H199ZM209 137H208V136ZM116 136V137H117ZM166 136H168V135H166ZM166 136L164 137L165 139V141L167 142V140L166 139H168V138H166ZM172 136V135H171ZM171 136H169V137H171ZM193 136L195 137L194 139H196L197 138V140L195 141L196 143H194L193 141H194V139H192L193 138ZM206 136V137H205ZM128 137V136H127ZM178 137V138H177ZM205 137V138H204ZM234 137V138H233ZM238 137V138H237ZM249 137V138H248ZM112 138V137H111ZM148 138V137H147ZM185 138V139H184ZM189 138V139H188ZM207 138V139H206ZM214 140H213V139ZM241 138V139H240ZM254 138V139H253ZM118 139V140H117ZM170 139H169V141H170ZM191 139V140H190ZM203 139V140H202ZM216 139V140H215ZM228 139H234L233 141L232 140H228ZM116 142H120L119 141V138H116ZM148 140H150V144H152V146H151V148L150 147H148V151L150 152V154L149 155H151V149H154V151H155V148H159V150L156 152H152V154L154 153V155H155V153L157 154L159 151H160V149H164L165 148V150L166 149H168L169 147H173V146H169L170 144L168 143V146H163L164 144L162 143H160V144H158V142H156L155 143V141L153 140V137L152 136H149V139ZM163 140V142L165 143V141ZM225 140H228L229 141V143L227 144V142L225 141ZM259 140V141H258ZM261 140H262V143H261ZM110 141H112V139L110 140ZM176 141V142H175ZM217 141V142H216ZM240 141V142H239ZM255 141V142H254ZM114 141H112L111 143H113ZM126 142V141H125ZM125 142H124V144H125ZM181 142V143H180ZM226 142V143H225ZM110 143V144H111ZM122 144H123V142H121ZM149 143H148V146H149ZM177 143H178V145H177ZM180 143V144H179ZM190 144L191 146H189L188 144ZM217 145H216V144ZM235 143V144H234ZM242 143H243V146H242ZM244 143H245V145H246V147L244 146ZM115 144V143H114ZM113 144V145H114ZM174 144H176V145H174ZM226 144V145H225ZM239 144H241L240 146H239V149H235V148H238V146L237 145H239ZM249 144V145H248ZM113 145L111 144V146H112V149L110 150V151H112V153L111 154H114V152H116V153H118V151H117V149H120L121 151H122V149H121V146H120V144H119V146H118V148H117V146H115L114 145V147H113ZM167 145V144H166ZM197 145V146H198ZM224 145V146H223ZM228 145V146H227ZM249 146V147H248ZM263 146V147H262ZM123 147V146H122ZM130 147V146H129ZM162 147V148H161ZM190 147V148H189ZM222 147V148H221ZM226 147V148H225ZM244 147V148H243ZM252 147V148H251ZM111 148V147H110ZM113 148L115 149L116 148V150H114V152H113ZM126 148L127 149H125V150H127L128 151V149L130 150V148H128L127 146H126ZM131 148H132V146H131ZM200 148V147H199ZM210 148H209V151H210ZM219 148V149H218ZM220 148H221V150H220ZM226 150H225V149ZM241 148H242V150H241ZM262 148V149H261ZM146 149H147V146H146ZM173 149V148H172ZM175 149V148H174ZM222 149H223V151H222ZM244 149V150H243ZM256 149V150H255ZM259 149V150H258ZM124 150V147H123V152L125 151ZM132 150V149H131ZM169 150H171L170 148H169ZM234 150V151H233ZM238 150V152H235V151H237ZM120 151V152H121ZM135 151H137V153H138V150H135ZM201 151V150H200ZM208 151V152H209ZM216 151V152H215ZM222 151V152H221ZM225 151V153H223ZM229 151V152H228ZM243 151H245L244 153H242ZM123 152H121V154H123ZM133 154H134V147H133ZM163 152V151H162ZM172 152V151H171ZM213 152H215V154H213ZM220 152V153H219ZM232 152V153H231ZM254 152H256V154L254 153ZM129 153V152H128ZM131 153V152H130ZM161 153V152H160ZM160 153H159V155H160ZM163 153H165V152H163ZM168 153V152H167ZM205 153V154H204ZM231 153V154H230ZM242 153V154H241ZM262 155H261V154ZM132 154V153H131ZM132 154V155H133ZM147 154V155H148ZM206 154H207V156H206ZM218 154V155H217ZM225 154H228V157H227V155H225ZM241 154V155H240ZM116 155V154H115ZM119 155V154H118ZM124 155H125V157H126V152L124 153ZM146 155V153H145V150H144V152H143V156L141 155V153H139L138 154V156L136 155V152H135V157L137 158V157H139L140 159H143L144 157V159L141 161V162H145V164H146V166H149L148 164H150V165H152V163H153V161L151 160V159H149L150 157H148L147 158V156H145ZM158 155V154H157ZM185 155V154H184ZM216 155V156H215ZM222 156V157H221ZM118 157V156H117ZM117 157H115L114 158V160L116 161V162H118L117 164H119L120 162V165L121 164H123L124 165V163L125 162H128L129 160H126V158L124 157V158H122L123 156L122 155H119V157L117 158ZM121 157V158H120ZM129 157H132V158H130V160H132V159H136L135 157H134V155L133 156H129ZM128 156H127V159L129 158ZM134 157V158H133ZM154 157V156H153ZM186 157V156H185ZM185 157H182L183 159H185ZM155 158V157H154ZM153 158V159H154ZM187 158V157H186ZM205 158V159H204ZM178 159V158H177ZM189 159H191V158H189ZM189 159H187V162H188V160ZM197 159H198V157H197ZM225 159V160H224ZM239 159V160H238ZM149 160H151V161H149ZM182 160V159H181ZM193 160V159H192ZM207 160V161H206ZM233 160V161H232ZM242 160V161H243ZM139 161V160H138ZM148 161H149V163H148ZM178 161V160H177ZM220 161V162H219ZM241 161V162H242ZM248 161V162H249ZM254 161H256V163L254 162ZM129 162H131V161H129ZM135 162V161H134ZM182 162V161H181ZM185 162V161H184ZM189 162H190V160H189ZM214 162V163H213ZM247 162V163H248ZM135 163H137V162H135ZM148 163V164H147ZM186 163V162H185ZM234 163H235V165H234ZM237 163V164H236ZM247 163L245 162L244 164L243 163H241L243 166H242V170H243V168L245 167V164L247 165ZM263 163H264V161H263ZM126 164V163H125ZM139 164V163H138ZM140 164H142V163H140ZM144 164V163H143ZM144 164V165H145ZM176 164V163H175ZM192 164H194V162L192 163ZM196 164V163H195ZM228 164H229V166H228ZM232 164V165H231ZM144 165H141V166H144ZM177 165V164H176ZM185 165V164H184ZM184 165L182 164V166L184 167ZM187 165H189V163H187ZM187 165L184 167V169L187 167ZM234 165V166H233ZM249 165V164H248ZM261 165H263V166H261V168L262 167H264V164H261ZM178 166H180V164H178ZM205 166V167H204ZM181 167V166H180ZM183 167H181L182 169H183ZM190 167V170H191V168L192 167H194V165L193 166H189ZM195 167H197L198 168V166H195ZM208 167V168H207ZM220 167V168H219ZM226 167V168H225ZM233 169H232V168ZM259 167V168H258ZM177 168V167H176ZM179 168V167H178ZM182 169H180V170H182ZM184 169L182 170V171H184ZM194 169V168H193ZM192 169V170H193ZM199 169V168H198ZM186 170V169H185ZM187 170H188V167H187ZM224 173H222L221 171ZM231 170V171H230ZM261 170V169H260ZM260 170H259V174L261 173L260 172ZM263 170V169H262ZM261 170V171H262ZM181 171V172H182ZM189 171V170H188ZM213 171V172H212ZM240 171V170H239ZM181 172L179 171V174L181 175ZM195 173H196V170L194 171ZM198 172V173H199ZM242 171H240V173H241ZM177 173H178V171H177ZM183 173V172H182ZM186 173V172H185ZM184 173V174H185ZM190 173V172H189ZM193 173V172H192ZM200 173V174H201ZM215 173V174H214ZM218 173V174H217ZM227 173L229 174V175H227ZM205 174H209V175H205ZM213 176H212V175ZM231 174V175H230ZM249 176H247V175ZM262 174L264 175V173H263V171H262ZM179 175V176H180ZM189 176H190V174H188ZM193 175V174H192ZM198 175V176H197ZM224 175V176H223ZM178 176V175H177ZM176 176V177H177ZM182 176H183V174H182ZM182 176H181V179H182ZM194 176V175H193ZM251 176V177H250ZM256 176H260V178L259 177H256ZM186 177H188V176H186ZM192 177V176H191ZM215 177V178H214ZM226 177H228V178H226ZM231 177V178H230ZM232 177H233V179H232ZM248 177V178H247ZM263 177V178H262ZM209 179V180H206V179ZM212 178V179H211ZM222 178V179H221ZM236 178V179H235ZM168 179V178H167ZM166 179V180H167ZM171 179V178H170ZM170 179H169V182H170ZM174 179V178H173ZM173 179H171L172 181V185H170L171 183H168V181H166L168 184H166V185H164V191H157V192H162V194L163 195H171V194H167V188H168V192H169V187H170V193L174 190V188H175V190L174 191H176V189L177 188H179V190L181 189L180 188V186H182V189H183V185H181V184H185L184 182H183V180H182V182L180 183V181L179 182H176V181H178L180 178L178 177V180H173ZM183 179H185V177L183 176ZM205 179V180H204ZM230 179V180H229ZM263 179V180H262ZM243 180V181H242ZM262 180V181H261ZM191 181V180H190ZM223 181V182H222ZM239 181V182H238ZM251 181H253L252 183H251ZM192 182V181H191ZM201 182V183H200ZM212 182V183H211ZM222 182V183H221ZM259 182V183H258ZM178 183H180V185L178 184ZM258 183V184H257ZM208 184V185H207ZM255 184V185H254ZM168 185V186H167ZM174 185V186H173ZM188 185V186H189ZM252 185V186H251ZM258 185V186H257ZM179 186V187H178ZM210 186V187H209ZM243 186V187H242ZM261 186H263V187H261ZM177 187V188H176ZM190 187H189V189H190ZM191 187V188H192ZM207 187V188H206ZM261 187V188H260ZM163 188L161 189V190H163ZM254 188V189H253ZM178 190V189H177ZM184 190V189H183ZM18 191H20L19 190V188H18V185L15 183L14 184V193L15 194H18ZM34 191V190H33ZM181 191V190H180ZM184 191H186V190H184ZM187 191H188V189H187ZM191 191V190H190ZM25 192V191H24ZM262 192V193H261ZM20 193V192H19ZM39 193V192H38ZM159 193V194H160ZM26 194H28V193H26ZM25 194V195H26ZM31 194V193H30ZM35 194H37V193H35ZM174 194H175V192H174ZM33 195V194H32ZM178 195H180L179 193H178ZM195 195H198L199 197L197 198V196H195ZM261 195H263V196H261ZM27 196V195H26ZM36 196V195H35ZM176 196H177V194H176ZM183 196V197H182ZM47 197V198H48ZM166 197H168V196H166ZM184 197H185V199H184ZM200 198V199H199ZM30 201H29V200ZM69 199V201H71ZM184 200L186 201V204L185 205H187V207L185 206L184 207ZM198 200V201H197ZM263 200V201H262ZM40 201H42L41 199H40ZM25 202V201H24ZM56 202V201H55ZM51 203V204H52ZM70 203V202H69ZM176 203V205H174ZM181 205H180V204ZM199 203V204H198ZM50 204V206H49V208L52 206V208H54V207H56V205L55 204H53V205H51ZM57 204V203H56ZM37 205V206H36ZM43 205V206H42ZM65 204H63V206H64ZM70 205V204H69ZM69 205H65V208H66V206H67V210L69 211V208H68V206ZM76 205V206H75ZM145 204H143V205H141V206H144ZM57 206H58V204H57ZM60 206H61V204H60ZM140 206V207H141ZM145 206H147V205H145ZM180 206V207H179ZM181 206H183L184 207V209L186 210H184V211H181V210H183V208L181 207ZM70 208H73V207H71V205L69 206ZM171 207V208H170ZM175 207V208H174ZM13 209H14V207H12ZM22 208H23V206H22ZM57 208V207H56ZM60 208H62V207H60ZM64 207L62 208L63 210L65 209ZM82 208V209H81ZM147 208V207H146ZM145 208V209H146ZM177 209V210H174V209ZM178 208H180V209H178ZM197 210H196V209ZM27 208H26V210H28ZM37 209V208H36ZM35 209V211H37ZM38 209H40V208H38ZM65 209V210H66ZM87 212H85L84 210ZM92 209V210H91ZM133 209H135L137 212L135 213L134 211H133ZM23 210V209H22ZM64 210V211H65ZM130 211V213H129V211ZM141 210H142V213L144 214V213H146V215H148V216H146L145 217V214L143 215L145 218H144V221L146 220V222H144L142 219H138L139 220V222L141 221H143V223L142 224H140V226L142 227V230H139L138 229V225L134 222V220L136 219H132V217L134 216H136V217H141L142 218V216H140V215H142V213H141ZM150 210V209H149ZM160 210V209H159ZM180 210V211H179ZM33 212L32 213H34V210H32ZM40 211H43V209L41 210L40 209ZM78 211V210H77ZM82 211V212H81ZM170 211H175V214H173L174 212H171L170 213ZM187 211H188V213H187ZM196 211H197V217L194 215H192L191 214V212L193 213V214H196ZM148 212H150V211H148ZM158 212V213H157ZM167 212V213H166ZM178 212V213H177ZM181 212H183V213H181ZM36 213H38V211L37 212H35V214ZM83 213H85V214H87L86 215V218H84L85 216L83 215ZM129 213V214H128ZM177 213V214H176ZM180 213V214H179ZM186 213V214H185ZM131 214H133V216L131 215ZM137 214V215H136ZM170 214V215H169ZM188 214V215H187ZM26 215H29V216H27L26 217ZM128 215H129V217L131 216V220H130V218H128ZM150 215H152V216H150ZM169 215V216H168ZM178 215H181L182 217H183V219H182V217L181 216H178ZM189 215H192V218L190 217V218H187V216H189ZM201 215V217L199 218V216ZM33 216V215H32ZM83 216V217H82ZM155 216V217H156ZM173 216V217H172ZM154 217V216H153ZM169 217H171V219L169 218ZM89 218V219H88ZM146 218H148V219H146ZM168 218V219H167ZM20 220H21V217L19 218ZM32 219H35V217L33 218L32 217ZM31 219V220H32ZM91 219V220H90ZM170 219V220H169ZM174 219H175V217H174ZM87 220H89L88 221V223H87ZM154 220V221H153ZM164 220V221H163ZM166 220H168V222H165ZM182 220H184V222L182 221ZM19 221V220H18ZM86 221V222H85ZM176 221V222H177ZM20 222V221H19ZM18 222V223H19ZM27 222V221H26ZM83 222V223H82ZM127 222H130V223H128L127 224ZM135 223V226H138V227H136L137 229H138V232H136V230H132V229H135V228H130V226H132V227H134V225L132 224V223ZM140 222V223H141ZM150 222V223H149ZM22 223V226L25 224H23V222H21ZM20 223V224H21ZM30 223V224H31ZM146 225H145V224ZM175 223V222H174ZM178 223H176V225L178 224ZM190 223V222H189ZM28 224V223H27ZM26 224V225H27ZM87 224V225H86ZM139 224V223H138ZM143 224H144V226H143ZM173 224V223H172ZM19 225V224H18ZM128 225H130V226H128ZM176 225L174 226L175 228V230L176 229H178V227L176 228ZM19 226H21V225H19ZM21 226V227H22ZM30 226V225H29ZM28 225L26 226L27 228L29 227ZM33 226V225H32ZM81 226V227H80ZM85 226V227H84ZM169 226V225H168ZM80 227V228H79ZM87 227H90L89 229L87 228ZM144 227V228H143ZM32 228V229H33ZM82 228V232H84L85 231V229H86V233H80V229ZM93 228V227H92ZM147 228V229H146ZM167 228V227H166ZM166 228H162L163 230H164V232L168 229H166ZM186 228V229H185ZM31 229V230H32ZM40 230H41V227L39 228ZM76 229H75V231H76ZM143 229H144V231L146 230L147 231V234H148V231H149V235L148 236H145L144 237V235H143V237L144 238H142V232H143ZM185 229V230H184ZM28 230V229H27ZM159 230V229H158ZM161 230V229H160ZM159 230V233L161 232H163V230L162 231H160ZM184 230V231H183ZM29 231H30V229H29ZM36 231H37V233H36ZM127 231V232H126ZM146 231H145V233H146ZM155 231V230H154ZM157 231V230H156ZM156 231L154 232L155 234H156ZM187 231V232H186ZM190 231V232H189ZM131 232V234L130 235H128V236H133L134 237V241H130L131 243H127L126 241H127V233L129 234ZM134 232V233H133ZM36 233V234H35ZM42 233V232H41ZM133 233V234H132ZM136 233V234H135ZM144 233V232H143ZM144 233V234H145ZM153 233V234H154ZM176 233H177V231H176ZM187 233V234H186ZM26 234H28V232L26 233ZM31 234V235H30ZM37 234H38V236L39 237H37ZM72 234V235H71ZM82 234V235H81ZM120 234V233H119ZM170 234V235H171ZM185 234V235H184ZM33 235H34V237H33ZM66 235V236H65ZM87 235V236H86ZM125 235V236H124ZM137 235V236H136ZM146 235V234H145ZM162 235V236H161ZM169 235V234H168ZM174 235V236H173ZM48 236V237H47ZM80 236V237H79ZM119 238H118V237ZM140 236H141V238H140ZM176 236V237H175ZM28 237V239H26ZM45 237V238H44ZM66 237V238H65ZM90 237V238H89ZM123 237V238H122ZM129 237V238H130ZM133 237H131V239L133 238ZM151 237V238H150ZM167 237V238H166ZM34 238V239H33ZM50 240H49V239ZM69 238V239H68ZM114 238H116L115 240H114ZM122 238V239H121ZM128 238V240H130ZM159 238V239H158ZM164 238V239H163ZM22 239V240H21ZM26 239V240H25ZM42 239H44L45 240V242L43 243V241L44 240H42ZM68 239V240H67ZM109 239L111 240L112 239V241H109ZM168 239V240H167ZM30 240H32L31 242H30ZM38 240V241H37ZM40 240V241H39ZM47 240H49V241H47ZM90 240V241H89ZM100 240V241H101ZM161 240H162V242H161ZM165 240V241H164ZM22 241V242H21ZM89 241V242H88ZM141 241V242H140ZM34 242V243H33ZM151 242V243H150ZM22 243H24V244H22ZM58 243V244H57ZM97 243V242H96ZM107 243V244H106ZM163 243V244H162ZM34 244V245H33ZM52 244V245H51ZM82 244V245H81ZM88 244V245H87ZM91 244V245H90ZM129 244V245H128ZM136 244V245H135ZM161 244V245H160ZM27 245V246H26ZM92 245H93V247H92ZM128 245V246H127ZM169 245V246H168ZM46 246V247H45ZM54 246H56L57 248L55 249L54 248ZM61 246V247H60ZM106 246H108V247H106ZM126 246V247H125ZM135 246V247H134ZM33 247V248H32ZM45 247V248H44ZM60 247V248H59ZM120 247V248H119ZM27 248V249H26ZM31 248V249H30ZM47 248H49V250L50 251H48V249ZM54 248V249H53ZM80 248V249H79ZM107 248V249H106ZM124 248V249H123ZM45 249H47V251H45ZM59 249V250H58ZM135 249V250H134ZM19 250V251H18ZM42 250V251H41ZM57 250V251H56ZM94 250V251H93ZM18 251V252H17ZM43 251H45V252H43ZM55 251V252H54ZM64 253H63V252ZM92 251V252H91ZM26 254H24V253ZM31 252V253H30ZM46 252H50V253H53L52 255H54V253L56 254V255H54V256H52V255H50V253H46ZM102 252V253H101ZM106 252V253H105ZM118 252H119V254H118ZM4 253L5 254H7V255H5L4 256ZM19 253V254H18ZM61 253V254H60ZM63 253V254H62ZM76 253V254H75ZM95 253V255H93ZM20 254H22L21 256H18V255H20ZM70 254V255H69ZM108 254H109V256H108ZM9 255V256H8ZM24 255H25V257H24ZM28 255V256H27ZM30 255V256H29ZM33 255H35V256H33ZM90 255V256H89ZM91 255H92V257H91ZM101 255H103V256H101ZM7 256V257H6ZM47 256H52V258L51 257H48L47 258ZM85 258H84V257ZM94 256V257H93ZM5 257V258H4ZM36 257V258H35ZM40 257V258H39ZM43 257V258H42ZM63 257V258H62ZM64 257H65V260H64ZM88 257V258H87ZM55 258V259H54ZM83 258V259H82ZM24 261H23V260ZM30 259V260H29ZM45 259H47V260H45ZM63 261H62V260ZM87 259V260H86ZM96 259V260H95ZM8 260V261H7ZM27 260V261H26ZM43 260H45V261H43ZM52 260V261H51ZM113 260V261H112ZM29 261V262H28ZM42 261V262H41ZM58 261V262H57ZM61 261V262H60ZM74 261V262H73ZM77 261V262H76ZM22 262H24V263H22ZM27 262V263H26ZM48 262H50V263H48ZM98 262V263H97ZM110 262V263H109Z\"/></svg>",
	"mask_w": 264,
	"mask_h": 264
}]
</instances>
